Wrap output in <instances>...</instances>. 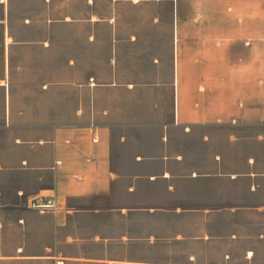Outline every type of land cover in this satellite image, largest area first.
Returning a JSON list of instances; mask_svg holds the SVG:
<instances>
[{"label": "rangeland", "instance_id": "rangeland-1", "mask_svg": "<svg viewBox=\"0 0 264 264\" xmlns=\"http://www.w3.org/2000/svg\"><path fill=\"white\" fill-rule=\"evenodd\" d=\"M51 2L37 17H59L61 87L75 91L54 118L90 106L125 137L120 169L101 209L61 225L0 208V264H264V124H176L171 3Z\"/></svg>", "mask_w": 264, "mask_h": 264}, {"label": "crops", "instance_id": "crops-1", "mask_svg": "<svg viewBox=\"0 0 264 264\" xmlns=\"http://www.w3.org/2000/svg\"><path fill=\"white\" fill-rule=\"evenodd\" d=\"M51 1L0 0V208L53 197L61 225L102 208L125 137L83 101L71 123L54 118L61 90L75 91L61 87L59 17H37ZM152 1L173 7L176 124H264V0Z\"/></svg>", "mask_w": 264, "mask_h": 264}, {"label": "built area", "instance_id": "built-area-1", "mask_svg": "<svg viewBox=\"0 0 264 264\" xmlns=\"http://www.w3.org/2000/svg\"><path fill=\"white\" fill-rule=\"evenodd\" d=\"M27 206L28 208L37 210L39 212L53 211L57 207L53 197L32 200L27 204Z\"/></svg>", "mask_w": 264, "mask_h": 264}]
</instances>
